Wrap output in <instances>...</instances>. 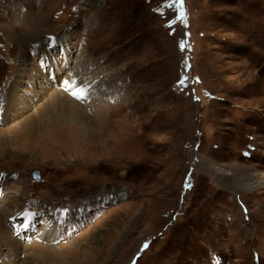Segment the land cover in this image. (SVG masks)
I'll list each match as a JSON object with an SVG mask.
<instances>
[{
	"label": "rangeland",
	"instance_id": "obj_1",
	"mask_svg": "<svg viewBox=\"0 0 264 264\" xmlns=\"http://www.w3.org/2000/svg\"><path fill=\"white\" fill-rule=\"evenodd\" d=\"M164 3L0 0V264H264V0Z\"/></svg>",
	"mask_w": 264,
	"mask_h": 264
},
{
	"label": "bare ground",
	"instance_id": "obj_2",
	"mask_svg": "<svg viewBox=\"0 0 264 264\" xmlns=\"http://www.w3.org/2000/svg\"><path fill=\"white\" fill-rule=\"evenodd\" d=\"M59 100L56 99L55 101H53V99L51 98L50 101H48L47 104H46L47 108L45 107L44 109H40V111L37 113V115H34V117H30V118L26 119L25 122L22 123L21 131H22V133L24 134V136L26 138H28L29 140H34V138L37 137L36 134L39 132L38 130L40 129V127L45 126L44 125L45 123L49 124L50 119L53 118V117H56L58 120L62 119L63 121H66L67 123L74 124V126H76V127L80 125L79 127L82 130L84 129V125L82 124V121H81V116L79 115V113H77L75 108H73L74 104L73 105H69L68 103L61 102ZM192 155L195 158V159L193 158V160H196L195 154L193 153ZM253 176H255V177L254 178L252 177V180L250 181V183L247 182L246 185L241 184V185H243L242 187H244V186L247 187L248 186V188H253V187L259 185L260 183H262V181H263L262 178L264 177V172L255 173ZM0 239H1V237H0ZM15 243L12 240V241L7 242L5 244V242L0 240V244H1L0 245V249H1V247L3 245H6L10 249H14L12 251L17 252V245Z\"/></svg>",
	"mask_w": 264,
	"mask_h": 264
},
{
	"label": "snow or ice",
	"instance_id": "obj_3",
	"mask_svg": "<svg viewBox=\"0 0 264 264\" xmlns=\"http://www.w3.org/2000/svg\"><path fill=\"white\" fill-rule=\"evenodd\" d=\"M183 4H184V0H165V3L162 7H170L172 5H177L178 6V10H177V14L174 20L169 21V25L175 24L177 21H184V17H185V13L183 11ZM184 43H181V48H183ZM179 85H183L184 84V79L182 78L180 81H178ZM73 95H75L78 99L79 98H83L86 95V90L83 88H79L75 91H73L72 93ZM148 245L145 244L143 247L146 248Z\"/></svg>",
	"mask_w": 264,
	"mask_h": 264
},
{
	"label": "water",
	"instance_id": "obj_4",
	"mask_svg": "<svg viewBox=\"0 0 264 264\" xmlns=\"http://www.w3.org/2000/svg\"><path fill=\"white\" fill-rule=\"evenodd\" d=\"M38 171L37 170H33V176L35 179H38L39 175H38Z\"/></svg>",
	"mask_w": 264,
	"mask_h": 264
}]
</instances>
